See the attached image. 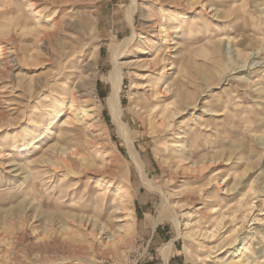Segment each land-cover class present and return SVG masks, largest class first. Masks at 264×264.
<instances>
[{
    "label": "rangeland",
    "instance_id": "obj_1",
    "mask_svg": "<svg viewBox=\"0 0 264 264\" xmlns=\"http://www.w3.org/2000/svg\"><path fill=\"white\" fill-rule=\"evenodd\" d=\"M0 264H264V0H0Z\"/></svg>",
    "mask_w": 264,
    "mask_h": 264
},
{
    "label": "bare ground",
    "instance_id": "obj_2",
    "mask_svg": "<svg viewBox=\"0 0 264 264\" xmlns=\"http://www.w3.org/2000/svg\"><path fill=\"white\" fill-rule=\"evenodd\" d=\"M191 3H193V1H191ZM57 27H58V22H53V28L56 30ZM71 76L72 75L70 73H68V75L64 78V80H65L66 83H67L68 79H70ZM119 83L120 82L117 81V78H115L112 81V84H111L112 94L110 95L109 100H107V104H108L107 106L110 109L111 114H112V117H113V119H114V121L116 123L119 122L118 117L120 116V113H121L119 111V108H118V105H117V102H116V94L118 93ZM64 92H66V89H64L63 93ZM72 98L73 97H71V99ZM73 100H74V98H73ZM116 108H117V110H116ZM156 123H157V126H161V124H158V122H156ZM128 147H129V150L128 151H129V156H130L131 162L136 167V169H138L141 172L142 171V165H141V163H140V161L138 159L137 153L133 150V147L131 146V143L130 142L128 143ZM143 181L144 182L146 181L145 176H143Z\"/></svg>",
    "mask_w": 264,
    "mask_h": 264
}]
</instances>
